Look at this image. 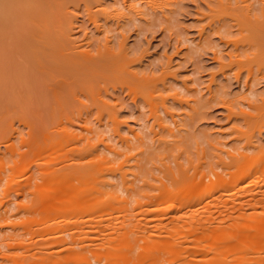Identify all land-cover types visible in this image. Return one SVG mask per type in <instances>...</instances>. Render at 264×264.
I'll return each mask as SVG.
<instances>
[{"label": "rangeland", "instance_id": "374dc122", "mask_svg": "<svg viewBox=\"0 0 264 264\" xmlns=\"http://www.w3.org/2000/svg\"><path fill=\"white\" fill-rule=\"evenodd\" d=\"M51 8L73 28L46 69L22 58L14 33L0 28V264L246 256L243 264H254L264 255V0H53ZM22 76L35 90L36 123L21 119ZM71 161L105 173L117 196L99 185L104 208L52 219L59 193L73 209L84 188L97 193L94 173L89 185L60 187ZM21 164L30 181L17 174ZM233 173L240 184L253 180L236 187ZM158 238L178 242L155 260L147 246Z\"/></svg>", "mask_w": 264, "mask_h": 264}, {"label": "bare ground", "instance_id": "6f19581e", "mask_svg": "<svg viewBox=\"0 0 264 264\" xmlns=\"http://www.w3.org/2000/svg\"><path fill=\"white\" fill-rule=\"evenodd\" d=\"M53 4V0H0V28L3 29V37H8L12 32L14 33V36L16 37V39L14 40V38H12L14 40V43L16 41V43L18 44L16 46V49L17 51L20 50L21 51V57L23 58H26V61L30 62L31 65L33 66H37V63H41L39 65L40 68H44L46 69V67L43 66L42 63H45L46 65H48L47 63L51 61L52 58H48V57H53V50L55 49V45H56V41L60 42V43H63L65 42L64 44H66V47H68L66 41L70 39V36H71V30L73 28V25H72V22L70 19H68V16L66 14H56L52 8H51V5ZM9 38V37H8ZM6 40V39H5ZM72 40V39H71ZM9 41V44H10V40ZM20 44H19V42ZM74 41V40H73ZM108 41V39H107ZM106 41V43H107ZM5 42V41H4ZM1 43V42H0ZM7 43V41H6ZM12 43V46H10V50L11 51V54L13 52V42L11 41ZM70 43L69 47H71V41L68 42ZM74 43V42H73ZM25 44V46H24ZM108 44V43H107ZM59 46V44H57ZM75 45V44H74ZM96 45V44H95ZM63 46V44L61 45V47ZM79 46V45H78ZM77 46V47H78ZM81 46V45H80ZM60 47V48H61ZM65 47V46H63ZM65 47V48H66ZM98 47V46H97ZM107 47V46H105ZM112 47V46H111ZM3 48V47H2ZM57 48V47H56ZM72 48H73V44H72ZM72 48H70L71 50H68V51H72ZM76 48V47H75ZM59 49V47L57 48ZM74 49V48H73ZM88 49V48H87ZM109 49L111 50V48L109 47ZM8 50V49H7ZM9 50V51H10ZM81 50V49H80ZM100 50V49H99ZM104 50V49H103ZM107 50V49H106ZM109 50V51H110ZM61 51V50H60ZM63 51L64 48H63ZM67 51V50H66ZM65 51V52H66ZM74 51V50H73ZM78 51V50H77ZM102 51V50H101ZM114 51V50H113ZM62 52V51H61ZM79 52V51H78ZM83 52V51H82ZM116 52V51H115ZM7 53V52H6ZM59 53V52H58ZM68 53H71V52H68ZM75 53V52H74ZM84 53V52H83ZM82 53V54H83ZM112 53V52H111ZM117 53V52H116ZM1 54V53H0ZM8 54V53H7ZM16 54V53H15ZM13 54V55H15ZM57 54V53H56ZM61 54V53H60ZM59 54V55H60ZM80 54V52H79ZM78 54V55H79ZM20 55V54H19ZM58 54L56 56L58 57H61V55L59 56ZM66 53H63V56H65ZM70 55V54H69ZM77 55V54H75ZM77 55V56H78ZM91 54H87V60L86 61H93V56H90ZM16 56V55H15ZM54 55V58L56 57ZM72 54L70 57V59H73L72 58ZM76 56V58H78ZM81 56V55H80ZM89 56V57H88ZM97 56V55H96ZM57 57V58H58ZM65 57H68V55H66ZM100 57V56H99ZM20 58V56H19ZM81 58V57H80ZM97 58V57H96ZM115 58V57H114ZM14 59V58H13ZM18 59V58H17ZM57 60V59H56ZM62 60H67V59H62ZM61 59H59V62L61 61ZM69 60V58H68ZM74 60V59H73ZM76 60V59H75ZM74 60V61H75ZM79 60V59H78ZM96 60V59H95ZM73 64V61L70 60ZM77 61V60H76ZM80 61V60H79ZM84 61V60H83ZM22 62V61H21ZM54 62V60H53ZM58 62V61H56ZM56 62L54 64H56ZM64 62V61H63ZM78 62V61H77ZM25 63V62H24ZM51 63V62H50ZM80 63V62H78ZM91 63V62H90ZM52 64V63H51ZM59 64H62V63H59ZM84 64V63H82ZM98 64V63H97ZM6 65V64H5ZM18 65V64H17ZM22 65V64H21ZM50 65V64H49ZM65 65V63L63 64ZM69 65V64H67ZM77 65V64H76ZM85 66L87 64H84ZM101 65V64H99ZM23 66V65H22ZM26 66V65H25ZM51 66V65H50ZM54 66H57V65H54ZM61 65H59L60 67ZM88 66V65H87ZM86 66V67H87ZM90 66V65H89ZM12 67V66H11ZM52 68H54L53 66H51ZM65 67V66H63ZM68 67V66H67ZM66 67V68H67ZM70 67H73V66H70ZM29 67H27L28 69ZM36 68V67H34ZM56 68V67H55ZM54 68V71H58V69H55ZM61 68V67H60ZM63 69V68H61ZM40 70V69H39ZM28 71V70H27ZM49 71V70H48ZM29 72V71H28ZM30 73V72H29ZM47 73V72H46ZM134 73V72H132ZM132 73H130L132 75ZM21 74V73H20ZM25 74V73H24ZM37 74V73H36ZM50 74V73H49ZM53 74V73H52ZM51 74V75H52ZM34 75V74H33ZM44 75V74H43ZM55 75V74H54ZM31 76V75H30ZM36 76V75H35ZM48 76V75H47ZM46 76V77H47ZM134 76V75H133ZM23 77V76H22ZM21 77V78H22ZM28 77V76H27ZM9 78V77H8ZM13 78V77H12ZM51 78V77H50ZM49 79V78H48ZM52 79V78H51ZM54 79V78H53ZM16 80V79H15ZM20 80V79H19ZM40 80V79H39ZM50 80V79H49ZM33 81V80H32ZM6 82V80L4 81ZM12 82V80H11ZM25 83V90H24V93H23V96L21 95V103H22V111H21V119L22 120H26L28 121L29 118H28V114L32 116H30L31 120L29 122L31 123H36V117H35V112L33 111V113L29 110V107L31 105H33L35 103V101H37L36 99V94L34 93V89H31L30 87L27 86V79L25 77L22 78V84ZM55 83V81H54ZM5 84V83H4ZM14 84V83H13ZM50 85V84H49ZM56 85V83H55ZM8 86V85H7ZM12 86V85H11ZM23 86V85H22ZM9 88V87H7ZM5 89V88H3ZM46 89V88H44ZM54 89V88H53ZM12 90V89H11ZM16 90V89H15ZM38 91V90H37ZM48 91V90H47ZM16 92V91H15ZM20 92H22L20 90ZM49 92V91H48ZM4 93V92H2ZM10 93V92H9ZM12 93V92H11ZM10 93V94H11ZM21 94V93H20ZM49 94V93H48ZM56 93L52 94V95H55ZM6 95V93H5ZM17 95V94H16ZM60 94H58L59 96ZM8 98H12L11 95H6ZM6 96L5 99H6ZM40 96V95H39ZM46 97V95H44ZM56 96V95H55ZM18 98V97H17ZM44 98V97H43ZM60 98V97H58ZM19 99V98H18ZM45 99V98H44ZM8 100V99H7ZM9 101V100H8ZM19 101V100H17ZM44 101V100H43ZM45 102V101H44ZM13 104V103H12ZM40 104V103H38ZM45 104V103H44ZM14 105V104H13ZM17 105V104H16ZM14 107V106H13ZM21 107V106H20ZM51 107V106H50ZM31 108V107H30ZM33 108V107H32ZM31 108V109H32ZM33 109H36L33 108ZM18 110V109H17ZM38 110V109H37ZM50 110V109H49ZM38 114V113H37ZM36 114V115H37ZM48 116V115H47ZM52 116V115H51ZM18 118L20 117L17 116ZM44 118V117H43ZM49 118V117H48ZM40 119V118H39ZM50 119V118H49ZM95 157L98 159L99 162H102L104 160V156H99V154H95ZM69 159L68 158H65V162ZM27 165L25 166L24 164H21L18 169L16 170L17 171V174L19 175V177H23V178H34L33 175L31 174H28L27 175ZM62 168H64V170H61L58 172V176L56 177L57 178V183L60 185H67L68 188H72L75 186V182H80V183H84L89 185V181H91V178L93 177V173L95 174L94 176V179L91 181V183L94 184V186H92V189L94 191H96L97 193L96 194H92L90 191V187L87 186L86 188L83 189V191L81 193H85L84 195L86 196V198L84 200H82V203L80 205V207L77 209H73L72 206H74L73 204H70L71 201L68 205H66V201L63 200V199H66V198H63L61 197L62 193H59V197L56 199L55 202L52 203V205L50 206V209L51 211H47V216H49V212H55V216H51V218L53 219H59V218H62L64 216L67 215L68 218H72V216L74 215L75 216V212H79L80 214H86L87 212H91V213H95L97 212L99 209L101 208H104V205H108L107 203H104L102 199V193H104L105 191L101 190L99 185H109L110 186V190L111 192L108 194V198H115L117 196V189H116V183L113 184V182L109 181L107 179V176L105 175V173H102V172H99V174H96L98 172H95L94 170H92V168H90L89 165L85 166L84 164H82L81 162H78V163H75V162H67L65 163ZM16 173V172H15ZM16 174V175H17ZM15 175V174H14ZM17 175V176H18ZM112 176L114 175L113 172L111 174ZM253 175V174H252ZM25 176V177H24ZM30 176H33V177H30ZM49 176V175H48ZM239 174H236V173H233L232 176H231V179L233 181V184L236 186V187H241L244 189L252 182L253 180V177L252 176H249V177H246V179H244V181L239 182ZM18 177V180L14 178V184L16 185L17 182L20 180ZM45 177H47L45 175ZM114 177V176H113ZM54 178V177H53ZM54 178V179H56ZM29 179V181H30ZM49 180V179H48ZM71 181V182H69ZM123 181V184L126 182L125 179L123 178L122 179ZM68 183V184H67ZM25 187L27 185H30V182H28V184H24ZM23 185V186H24ZM119 185V184H118ZM28 187V186H27ZM129 187V186H128ZM77 188V187H76ZM59 189V188H58ZM61 190V189H60ZM82 190V189H80ZM62 191V190H61ZM68 195V194H67ZM70 195H68L67 197H69ZM73 198V196H71ZM63 198V199H62ZM95 198V199H93ZM65 201V202H64ZM78 206V205H77ZM48 210V208H47ZM53 210V211H52ZM53 214V213H52ZM50 217V216H49ZM61 220V219H60ZM245 218H243V220L241 219L239 222L237 220V223L235 225L231 224V226H236V227H241V226H244L245 224H247L245 222ZM71 221H73L71 219ZM48 222V221H47ZM75 222V221H73ZM85 222H88V221H85ZM57 224V223H56ZM60 224V223H59ZM57 224V225H59ZM72 224V222H71ZM125 234V233H124ZM251 233H249L250 235ZM162 238H158V240H155L153 241V244L152 245H149L147 246L148 248H150V250L148 251L149 253H152L153 254V258L155 260H157V256L158 253L156 252H159L161 250H163V248H165V250H167V247L170 246L171 244H176L178 242L177 238L176 239H171V241L168 242V239H163L161 240ZM155 251V252H154ZM155 254V255H154ZM181 257L183 256L182 254L180 255ZM246 256V255H243V257ZM247 257V256H246ZM244 257L242 258L243 261L242 262H239V259L237 264H243L244 261L246 260L247 261V258ZM261 257V256H260ZM258 258V259H252V261L255 260V263L254 264H264V255H262L261 258ZM241 259V260H242ZM240 260V261H241ZM245 261V262H246ZM250 261V259H249ZM248 263V262H247ZM181 264H202V263H199V262H195V261H192V260H189V261H183V263ZM212 264H221V262H212Z\"/></svg>", "mask_w": 264, "mask_h": 264}]
</instances>
